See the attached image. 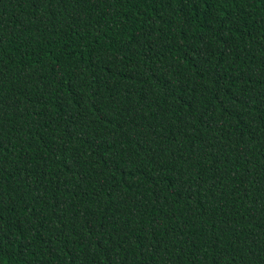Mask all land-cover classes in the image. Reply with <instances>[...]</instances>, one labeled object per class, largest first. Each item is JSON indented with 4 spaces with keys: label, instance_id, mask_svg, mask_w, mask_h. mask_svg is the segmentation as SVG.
I'll use <instances>...</instances> for the list:
<instances>
[{
    "label": "trees",
    "instance_id": "obj_1",
    "mask_svg": "<svg viewBox=\"0 0 264 264\" xmlns=\"http://www.w3.org/2000/svg\"><path fill=\"white\" fill-rule=\"evenodd\" d=\"M0 264H264V0H0Z\"/></svg>",
    "mask_w": 264,
    "mask_h": 264
}]
</instances>
